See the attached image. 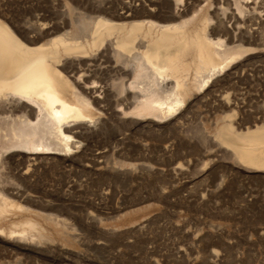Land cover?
Masks as SVG:
<instances>
[{"label": "rangeland", "instance_id": "1", "mask_svg": "<svg viewBox=\"0 0 264 264\" xmlns=\"http://www.w3.org/2000/svg\"><path fill=\"white\" fill-rule=\"evenodd\" d=\"M99 1L0 0V11L12 22L44 14L52 25L68 8L101 13ZM110 1L115 8L123 2ZM260 1L243 2L245 13L263 9ZM160 3L159 12L168 13L165 0ZM253 22L247 28L260 32L225 38L243 46L240 56L193 88L170 117L140 116L131 108L123 113L116 97L108 102L95 93L102 100L94 108L98 121L73 152L49 154L26 178L21 154L5 153L11 159L0 166V186L22 206L0 217V228L28 217L50 240L1 232L0 264H264V171L244 170L214 140L226 119L237 129L264 122V27ZM224 93L233 106L227 108Z\"/></svg>", "mask_w": 264, "mask_h": 264}, {"label": "bare ground", "instance_id": "2", "mask_svg": "<svg viewBox=\"0 0 264 264\" xmlns=\"http://www.w3.org/2000/svg\"><path fill=\"white\" fill-rule=\"evenodd\" d=\"M249 1L193 0L189 5L186 0H165L168 13L161 14L160 0H123L117 8L110 0H100L101 13L68 8L52 25L44 14L12 22L0 11V166L11 159L5 153L18 151L20 174L26 178L49 154L53 158L73 152L98 121L94 108L102 101L100 94L108 102L109 95L116 97L123 113L131 108L133 114L159 119L175 114L193 88L207 85L240 56L243 46L228 41L260 32L259 27L247 28L248 21L264 27V8L257 12L254 6L246 14L243 2ZM163 18L170 21L161 22ZM228 95L221 97L227 108L233 106ZM215 138L238 166L264 171V122L237 129L226 119ZM11 192L0 186V217L22 206L7 197ZM45 231L28 217L0 228L7 236L37 242L50 240Z\"/></svg>", "mask_w": 264, "mask_h": 264}]
</instances>
